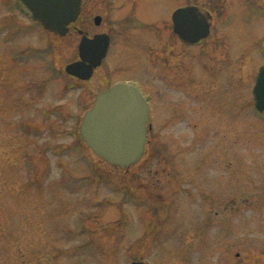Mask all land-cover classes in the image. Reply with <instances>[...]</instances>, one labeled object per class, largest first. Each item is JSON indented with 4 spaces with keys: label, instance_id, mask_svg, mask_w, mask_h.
<instances>
[{
    "label": "rangeland",
    "instance_id": "rangeland-1",
    "mask_svg": "<svg viewBox=\"0 0 264 264\" xmlns=\"http://www.w3.org/2000/svg\"><path fill=\"white\" fill-rule=\"evenodd\" d=\"M125 1L116 17L157 26L120 41L99 70L109 80L83 83L65 70L78 59L75 25L107 30L94 17L108 16V0H85L65 35L0 0V264H264V113L252 96L264 0H201L226 17L224 33L185 48L195 56L184 62L180 44L149 50L168 34L173 0ZM129 77L154 98L144 155L127 168L100 158L79 127L99 88Z\"/></svg>",
    "mask_w": 264,
    "mask_h": 264
},
{
    "label": "water",
    "instance_id": "water-1",
    "mask_svg": "<svg viewBox=\"0 0 264 264\" xmlns=\"http://www.w3.org/2000/svg\"><path fill=\"white\" fill-rule=\"evenodd\" d=\"M24 9L44 28L65 35L70 24L81 13L83 0H21ZM193 6L174 12L175 29L187 43H194L209 33V25ZM100 17L96 18V22ZM105 33L93 38L83 37L81 60L66 65V72L81 79H90L109 48ZM255 106L264 111V64L260 67L253 89ZM150 108L147 100L134 84L120 82L102 90L83 116L79 131L82 139L103 160L116 167H130L145 152L148 138L147 123ZM132 264H151L135 261Z\"/></svg>",
    "mask_w": 264,
    "mask_h": 264
},
{
    "label": "flooded vegetation",
    "instance_id": "flooded-vegetation-1",
    "mask_svg": "<svg viewBox=\"0 0 264 264\" xmlns=\"http://www.w3.org/2000/svg\"><path fill=\"white\" fill-rule=\"evenodd\" d=\"M249 1H253V2L257 1L260 3L259 0H249ZM208 3H210V2L208 1ZM208 3L203 4L201 0H173L172 6H169V9H170L169 12L170 13L166 17H164L165 19H163V22H162V26H164V28L168 34L165 37L163 35V33H161L160 30L158 31V33H156L158 35L157 40H156V46L154 47L151 45V47H149L151 54L155 53L156 55L157 54L159 55L161 53V51L163 50L164 46H166L165 50H169V53L174 52L175 51L174 48H176V47L180 48V46H179V44H180V45H182V48H183L182 50H180V52H182V51L184 52V54L182 53L181 60L184 62L187 57L191 58L190 56H195V54L192 51L191 52L187 51L185 48L191 49L194 46L203 47L209 41H211V39H213L215 37V35H218V34L222 35L224 33L223 31H219V32L217 31V27H218L217 25L219 23L218 17L216 15V13L213 12L214 10H212V8L209 7ZM84 4H85V0L83 1L81 13L77 19L78 22H83V17L81 15L83 13ZM125 6H126L125 0H108V7H106V9H105V12L108 14V16H106V14H98V13L96 14V16L94 17V23L96 25H100L104 20L106 21L107 17L109 18L107 30H104V31L101 30V31L91 33L89 31H86L85 29L79 28L77 25H75V27L78 29L79 34H81V38H80V41L78 44V59H76V60L82 59L81 55H80L81 44L83 41V37L85 35H87V37H89V38H93L98 34L105 33L109 36V39H110L107 54L103 57L101 64L94 69L92 78L98 77L100 79V76H104V74L101 73L99 70L101 68H103L104 64H106L109 61L108 59L111 56V54H113L115 51L118 53H122V49H119V44H120L121 40H123L125 43L127 42L130 45H132V43L136 41V39L133 36L136 35L137 29H139V32H141V30H144V29L148 30V29H151V28H154L157 26V25H153V24H151V25L147 24V22L139 19L134 13L133 14L129 13V12L123 13L120 17H116L115 14L116 13H122ZM187 6L197 7L198 8L197 12H198L199 16H201V18H204L206 24L209 25V33L194 43L185 42L180 37V34L175 29V20H174V16H173L174 12L181 7H187ZM114 9H118V10L114 11ZM110 13H111V15H110ZM112 13H114L113 17H112ZM97 17H100L99 22H96ZM222 18H226V17H221L220 23L223 21ZM220 39H222V37H220ZM225 58H227V57H223L222 60L219 59L220 60L219 64L221 63L220 65L222 66L220 68H223V67L226 68V60L223 63V60ZM155 61L157 63L156 66H157V68H158V70L162 76L163 75V73H162L163 68L159 69V65L161 67H163V60H162V58H160L158 56V58H156ZM216 71L217 70H215L213 73H215ZM258 71H259V69H258ZM258 71L256 73V76L258 74ZM256 76H255V82H256ZM107 78L108 77L105 75L102 78V80H104V79L109 80ZM91 79H89V80H91ZM89 80L79 79V81H81L83 83H86ZM122 81L131 82V83L136 84L140 88L141 92L145 95V97L148 100L149 105L151 106L152 100L154 98V96L152 95V92L149 91V95H148V93L146 94L144 88L141 85V82L138 79H135L132 77L118 78L115 81H112L108 86H106V89L99 88V92L96 93L95 99H96L97 95L102 90H107V89L111 88L114 84H116L118 82H122ZM255 82H254V85H255ZM254 85L252 87L253 104H254V95H253ZM189 93H190V90H189ZM151 107H150V109H151ZM254 108H255V105H254ZM178 114H180V115L182 114V113H180V109L178 111ZM149 130H151V127H149ZM148 134H149V131H148Z\"/></svg>",
    "mask_w": 264,
    "mask_h": 264
}]
</instances>
